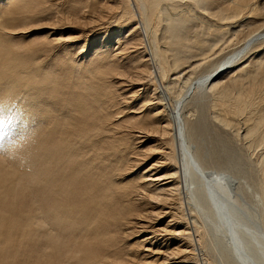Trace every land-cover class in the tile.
I'll list each match as a JSON object with an SVG mask.
<instances>
[{"label": "bare ground", "instance_id": "1", "mask_svg": "<svg viewBox=\"0 0 264 264\" xmlns=\"http://www.w3.org/2000/svg\"><path fill=\"white\" fill-rule=\"evenodd\" d=\"M124 1L112 29L57 61L42 52L16 81L25 108L12 100L5 119L29 131L19 167L40 198L0 215V264H264V0ZM48 5L2 1L0 60L5 35Z\"/></svg>", "mask_w": 264, "mask_h": 264}, {"label": "rangeland", "instance_id": "2", "mask_svg": "<svg viewBox=\"0 0 264 264\" xmlns=\"http://www.w3.org/2000/svg\"><path fill=\"white\" fill-rule=\"evenodd\" d=\"M2 1L3 0H0V5ZM79 1L80 3L78 5L81 6L83 5V7H81L82 9L79 8L80 11H77L76 15L75 14L71 15L64 6L65 4L64 0H50V1L48 0L49 5L45 7V11H41L40 9H37V13L35 15V21L30 22L28 26L25 25L24 28L23 27L16 28V30H13L15 32H13L12 35H5L4 41L1 42L2 44L6 45V47H4L6 49L2 50L4 51L3 54L7 57L10 58L12 57V60L10 61L11 63H13L14 65L16 63L15 67L9 68V70H5L4 72L0 71L1 94L3 93V90L8 88V85L9 86L13 84L15 85L12 92L8 91L9 94L8 96H6L5 100L2 99L3 102H0V104L3 103L0 105V215H3L4 217L14 218L15 216L24 215L26 210V203L28 202L29 199L28 197H30L31 195L35 196V198L34 196L32 198V201L33 200L36 201L34 204L31 205L32 208L36 207V204L40 198V196L36 194L37 191L35 192L36 195L34 194L36 188L34 183L33 184L31 183L30 184L31 186L28 187L29 189H27V191L25 192L26 182L24 179V175L21 172V168L19 167L21 166L20 165L21 162L24 164L23 159L24 156L26 155V147L24 145V141L26 138L25 136L29 134L28 133L29 131H27L26 134L23 124L22 123L20 124L21 122L20 118L14 117L15 121H13L12 123L7 119H5V115L8 116L13 113L12 110L13 102H11L12 100L13 101L17 100L16 106L18 105L17 104L18 102L19 104H21L19 106L18 111L20 109L23 110L25 108L21 100L23 95H21V93L16 92L20 89L19 85L16 84V81H19L18 77L23 75L24 73L23 70H26L27 65L31 62V60L35 57L40 56L42 52H45L46 55L50 56L49 60L51 59L57 61V59L59 58V54L57 53V51L59 50L60 52H62L63 50V49L60 50V48L66 46L68 48H71L72 50H75L76 48H78V46L83 44L84 38L86 37L91 38L94 35L95 32L93 31L96 30L95 28L98 29L101 27V26L96 27L98 24L100 25L103 24L102 25L103 29L106 28L112 29L113 25L115 24L113 23L114 21L112 20H114V17L119 14L121 9L120 6L123 5V3L125 2L124 0H121L119 3L120 5L116 4L119 5L117 7L113 2H110L113 0H79ZM128 1H132V0H128ZM87 2H88L87 4L88 8L93 2H98L97 6H100L102 11L101 14H106V15L102 16L101 14H98L99 12L89 13L88 8L87 7L84 8ZM65 5L68 6L67 3ZM260 7L264 11V3L260 5ZM115 10L117 11V13ZM260 12L262 11L260 10ZM113 14L114 17L112 16ZM110 17L111 20L108 21ZM204 27L205 26H203V28ZM204 30L207 31V27L203 29V31ZM209 32L212 33L211 30L206 33ZM50 39H56V40L50 41ZM259 39L261 41L262 40L264 41V37H261ZM259 39L255 40L256 43L253 42L252 45L260 44ZM206 51L207 49L200 51V53L201 52L206 53ZM196 52L199 53V51ZM79 57L80 56H78V58ZM6 58L1 59L0 60L1 63H5L10 60ZM37 61L39 62L40 60L38 59ZM47 64L48 62L42 64L41 65L42 68H45ZM49 66L52 67L51 64H49ZM176 83L177 82H175V84ZM128 86H129L128 84L124 85V87H128ZM130 88L133 89V87L129 86L128 90L126 91H129ZM10 93L12 94L10 95ZM16 93L18 94L17 95L18 98L15 95ZM1 97L2 96H0V98ZM16 106L15 108H17ZM2 118L5 119V121L2 120ZM17 119L19 120L17 121ZM28 138L29 137H27V139ZM230 141L232 142L234 147L236 146L235 148L236 150L239 151V153L244 151L242 150V148H240L241 147L240 145H239L240 147L237 145L240 144L239 140L237 142V138L231 139ZM145 144L147 143L146 142L143 143L142 146ZM137 147H139V145ZM250 151L252 152L251 153L252 156L250 157L253 158L256 150L253 151L250 150ZM32 153L33 151L30 154ZM155 158L152 156L144 157L143 159H141L142 161L140 162V166L141 167L148 166L149 164H151L152 161L155 160ZM214 159L215 158H212L211 160ZM176 199L177 197H175V199L173 198L172 200L175 201ZM174 212L177 213V209L176 210L174 209ZM167 218L168 216L167 217L164 216L160 220H158L159 222L153 221V223H155L156 225L158 224L163 225L166 222ZM150 221H152V219H150ZM144 233L145 231H142L139 232L138 234H144ZM132 234H129V237L128 236L124 237V239L133 242L137 234L134 231L132 232ZM136 245L137 244H134L132 247H135ZM138 250H139L138 253H142L141 250L143 249H138ZM159 254L160 253H158V255L157 253H150V252L145 253L142 259H146V261L145 262L142 261V263L140 262V264H145V263L169 264L172 261H175V264H179L178 261L183 258L181 255H177V259H171L170 257L164 258L165 256L163 254L161 255ZM203 257H205V255H203Z\"/></svg>", "mask_w": 264, "mask_h": 264}]
</instances>
